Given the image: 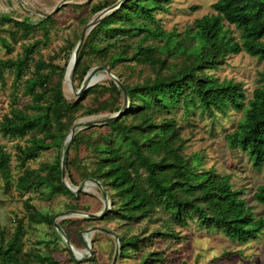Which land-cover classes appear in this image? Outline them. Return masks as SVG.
Instances as JSON below:
<instances>
[{"label":"trees","instance_id":"obj_1","mask_svg":"<svg viewBox=\"0 0 264 264\" xmlns=\"http://www.w3.org/2000/svg\"><path fill=\"white\" fill-rule=\"evenodd\" d=\"M169 2L124 0L103 16L84 38L73 67L72 78L77 84L90 71V61L98 58L107 59L105 65L110 71L120 62L137 61L152 68L155 76L141 83L122 81L128 106L120 116L97 127L106 128V131L85 133L84 129L94 128L88 127L74 132L65 155L67 178L76 186L72 168L80 170L76 161L78 149L84 144L90 150L92 160L90 168L82 167L79 176L80 179H95L107 190L112 207L104 219L130 225L151 220L154 213L160 212L168 216L169 224L188 226L197 221L205 229L218 230L230 240L245 243L257 238L264 229V214L255 217L243 197L244 192L233 187L230 175L201 167V157L197 153L184 154L182 123L170 114L174 109L182 111L183 118L196 111L220 115L228 108L242 111L243 116L225 139L230 148L245 152L254 167L264 164V83L253 89L247 99L241 82L220 80L207 73L217 70L231 54L245 52L259 60L264 59V0H215L211 5L213 12L197 18L182 36L176 28L169 32L164 30L157 18L156 12L167 11ZM100 9V4H95L91 12L95 14ZM49 21L51 17L46 16L31 24L26 19L19 21L0 14V27L12 23L23 35L38 26L46 28ZM10 32L15 37L12 29ZM127 37L137 38L133 44L124 45L123 51L131 49L129 57L123 51L109 53L115 47L116 39ZM0 43L7 51L12 50L10 42L1 35ZM38 43L23 45L22 52L15 58L0 59V83H4L6 72L12 75V100L10 110L0 120V135L8 139L26 137L24 145L15 147L16 166L21 174L15 178L13 186L19 194L38 191L46 201L54 195L73 198L75 196L61 180L59 156L54 162H42L37 168L27 165L41 151L60 147L70 132L76 113L82 108L79 100L68 101L63 94L64 67L57 68L38 59L31 63L33 70L28 73ZM74 45L69 44V52ZM70 60L71 57L66 68ZM163 70L166 72L162 73ZM26 74L28 76L22 82ZM56 75V81H53ZM261 79L264 81V72ZM108 84L115 99L97 101L96 106H87L83 114L113 113L121 109V89L113 80ZM20 86L21 95L30 99L22 106L18 105ZM102 88L105 89L102 84H94L83 95ZM71 149L74 150L73 157ZM10 162L11 154L0 145V174L6 189L13 179ZM253 198L264 204V186L257 189ZM24 203L28 226L18 222L6 239L4 227L0 228V264H57V259L37 250L23 251L21 238L31 224H47L55 229L54 212L39 211L28 200ZM77 223H73L72 230L71 226L65 228L70 241V235L75 240L78 236L79 242L73 244L75 248L84 244ZM156 235L179 238L171 228L165 233L156 232ZM53 239H42L37 243L47 247L50 243L55 244L60 236L56 233ZM147 242L136 235L121 236L119 257H130L131 251H140ZM65 249L74 261L69 249ZM151 256L141 257L139 264H148Z\"/></svg>","mask_w":264,"mask_h":264},{"label":"rangeland","instance_id":"obj_2","mask_svg":"<svg viewBox=\"0 0 264 264\" xmlns=\"http://www.w3.org/2000/svg\"><path fill=\"white\" fill-rule=\"evenodd\" d=\"M123 1L0 0V14L5 18H13L19 21L26 19L28 23L35 24L41 18L46 17L43 15L44 13L51 17V21L46 23V28L38 26L27 35H23L21 29L12 23L4 24L0 27V35L5 37L12 46V50L7 51L0 43V59L15 58L22 52L23 45L39 42L37 48L32 53L30 64L33 61L41 59L45 63L53 64L57 68L64 67V71L62 72L63 94L68 101L79 100V103L82 105V108L76 113V119L72 124V127L78 124L75 131L88 127L94 128L89 130L84 129L85 133L106 131V128H97L104 123L89 126L81 123L98 121L116 112L110 113L104 111L92 115H86L82 112L87 106H96L97 101L105 99L114 100L115 97L107 86H109V80H113L114 82L115 80L105 72V69H108L105 65L106 58L93 59L90 61V71H92L90 75H102L101 81L97 80L93 85L102 84L105 89L92 90L83 95L86 88L81 93L75 95L69 84L70 75H68L67 71L65 73L67 62L72 53L71 51L69 52V44L75 43L76 45L78 43L80 34L87 23L96 18L101 11L113 6L114 9H110L109 13L115 10V7H119L118 3H122ZM213 2L215 0H170L168 10L165 12L157 11L156 15L164 30L169 32L173 28H176L179 36H182L184 30L187 27H191L197 18L213 12L211 7ZM95 4H100L101 9L93 14L91 8ZM193 7L196 8L192 9ZM10 29L15 32V37L12 36ZM89 31L87 30L86 35ZM233 32L237 35L236 30H233ZM135 39L137 38L116 39L115 47L109 53L123 51L124 45L127 43L133 44ZM123 52H125L126 57L131 55L130 48ZM169 60L171 61V59ZM32 70L33 66L31 64L28 73H31ZM110 72L120 82L125 79L132 84L141 83L155 76L152 68L137 61L120 62ZM165 72V70L162 71V73ZM263 72L264 59L259 60L245 52L231 54L217 70L207 71V73H212L220 80L232 79L235 82H241L247 99L251 97L253 89L264 83L261 79ZM26 76L28 74L22 78V82ZM56 78L57 75L53 77V81H56ZM11 81V73L6 72L4 74V83H0V120L3 114L10 110L12 100L10 96ZM86 81L85 77L80 84L73 81L77 92ZM19 88V91H17L19 96L18 105L22 106L28 103L30 99L28 96H22L21 86ZM121 99L122 97H120ZM123 102L124 96L121 100V109L119 111L123 110ZM126 106H128V101ZM170 115L175 116L179 123H182L181 134L185 139L184 154L192 155L197 153L201 157V167L205 169L213 168L217 173L230 175L233 187L244 192L243 197L247 200L248 205L252 207L255 217L263 216L264 204L256 202L253 195L260 186H264V164L259 168L254 167L252 160L245 152L238 148H230L225 139V135L235 128L238 120L243 116L242 111L228 108L223 115H220L218 112L214 114L203 112L200 114L199 111H196L189 114L188 118H183L182 111L174 109ZM94 136H96V133H94ZM66 137L60 147L52 146L50 149L41 151L35 159L29 160L27 165L30 168H37L42 162H54L58 156L61 161L64 148L70 144V141H65ZM25 138L8 139L0 135V145L11 154L10 168L13 175L12 185L9 189H6L5 181L0 174V228L4 227L5 232L3 233V237L4 239L8 238L18 222L28 226V212L24 203L26 200L39 211L54 212L53 221L58 224L59 229L55 228L54 231L47 224H31L32 226L26 228L21 238L24 252L31 249L37 250L44 255L47 254L57 259V264H111L117 247V241L120 251L119 240L121 236L125 238L136 235L138 238L144 239V241L147 240L148 245L141 247L140 251H131V256L128 258H121L118 253L115 264H139L141 257H145L147 254H152L148 264H264V229L260 231L257 238L245 243H237L218 230L205 229L197 221L190 223L188 226H175L171 222L169 224L168 216L160 212L154 213L151 220L144 219L140 223H132L130 225H126L119 220L104 219L103 217L112 207L108 196L107 202H104L102 193L104 191L107 194V190L102 185L92 182L90 180L92 178L80 179L79 176L82 167L90 168L92 160L91 152L85 148L84 144H81L78 149V159L76 161L80 170L77 171L72 168L76 186L70 184L64 165L65 181L73 189L81 188L77 192L75 190L72 191L75 197L68 198L63 195H54L50 201H46L42 198V193L38 191L24 195L19 194L13 186L15 178L21 174V171L16 166L15 147L18 144L24 145L26 143ZM70 152L71 157H73L74 150L71 149ZM67 204H75L76 206L65 207ZM89 214H96L97 217H89ZM75 221L78 222L76 224L77 230L84 243L83 245L76 246V248L74 245L78 241V236L76 235L75 240L70 235V241L65 233L66 227L70 228L71 226L72 230ZM95 226L102 227L110 232L93 230L86 235V231ZM169 228L175 231L179 238L156 235V232L165 233ZM55 232L60 236V239L55 244L50 243L46 247L42 243H37V241L42 239L49 238L54 240ZM62 236L67 238L75 249L82 252L83 259L81 261H76L74 255L69 250L74 261L70 259V255L65 249V247L68 248L67 243ZM85 237L89 242L86 241Z\"/></svg>","mask_w":264,"mask_h":264},{"label":"water","instance_id":"obj_3","mask_svg":"<svg viewBox=\"0 0 264 264\" xmlns=\"http://www.w3.org/2000/svg\"><path fill=\"white\" fill-rule=\"evenodd\" d=\"M121 4V2H119L118 3V6ZM110 9H114V7L112 6L111 8H109V9H105V10H103V11H101V13L96 17V18H94V19H92L91 21H89L88 23H87V25H86V27L82 30V32H81V34H80V38H79V41H78V43L75 45V47L73 48V50H72V53H71V55H70V57H72L73 58V64H72V68H71V72H70V79H69V84H70V86H71V88H72V90L74 91V93H75V95H77V94H79V93H81L82 91H84L86 88H88V87H90L91 85H93V83L94 82H88V81H86L80 88H79V91L77 92L76 91V89H75V87H74V83H73V80H72V75H73V67H74V64H75V62H76V59H77V55H78V52H79V49H80V47H81V45H82V42H83V40H84V38H85V35H86V32H87V30L89 31L103 16H105L107 13H108V11H110ZM115 9H116V7H115ZM44 16H47L48 14H46V13H44L43 14ZM91 72L92 71H88V73L86 74V76H85V79L87 80V78L90 76V74H91ZM105 72L108 74V75H110L114 80H115V82H116V84H117V86L121 89V91H122V93H123V96H124V102H123V110L122 111H118V112H116L115 114H112V115H110V116H108V117H106V118H104V119H101V120H98V121H91V122H85V123H81V124H84L85 126H89V125H94V124H97V123H107V122H110V121H112L113 119H115L116 117H118V116H120L124 111H125V109H126V104H127V101H128V96H127V91H126V89H125V87H124V85L122 84V82H120L108 69H105ZM80 124V123H79ZM77 125L78 124H75L72 128H71V130H70V132H69V134H68V136L66 137V142H69V141H71V139H72V136H73V134H74V132H75V129L77 128ZM67 147L68 146H66L65 148H64V150H63V155H62V160H61V175H62V182L64 183V185L72 192L73 190H75L76 192L78 191V190H80L81 188H78V189H73L66 181H65V167H64V165H65V155H66V150H67ZM92 182H94L95 184H97V185H101L100 184V182H98L97 180H95V179H90ZM103 197H104V202L106 203L107 202V194L103 191ZM106 211V210H105ZM89 217H92V218H95V217H97V215L96 214H89ZM53 223H54V226H55V228L56 229H59V226H58V224L57 223H55L54 221H53ZM93 230H99V231H104V232H110L109 230H106V229H104V228H102V227H97V226H95V227H92V228H90V229H88L87 231H86V235H87V233L88 232H90V231H93ZM62 238L65 240V242L67 243V246H68V248H69V250L71 251V253L74 255V258H75V260L76 261H81L82 259H83V254H82V256H77V253H76V251H75V248L71 245V243H70V241L67 239V238H65L64 236H62ZM117 238V237H116ZM85 239H86V241H88V239L85 237ZM88 245V244H87ZM89 246V245H88ZM118 253H119V248H118V241H117V247H116V249H115V252H114V256H113V260H112V263L111 264H115V262H116V258H117V256H118Z\"/></svg>","mask_w":264,"mask_h":264},{"label":"bare ground","instance_id":"obj_4","mask_svg":"<svg viewBox=\"0 0 264 264\" xmlns=\"http://www.w3.org/2000/svg\"><path fill=\"white\" fill-rule=\"evenodd\" d=\"M72 64H73V58H71V60H70V62H69V67H68V70H67V68H66V70H65V73H66V71H67V73H68V75H70V72H71V68H72ZM102 77V75H100V76H96V75H90L89 77H88V79H87V81L88 82H96L97 80H100V79H102L101 78ZM64 79H65V76H64ZM101 81V80H100ZM99 82V81H98ZM89 242V241H88ZM75 251H76V253H77V256H82V252L81 251H79V250H77V249H75ZM84 251V250H83ZM85 254V253H84Z\"/></svg>","mask_w":264,"mask_h":264}]
</instances>
